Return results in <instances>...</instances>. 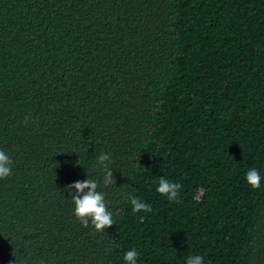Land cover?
<instances>
[{
    "label": "trees",
    "instance_id": "obj_1",
    "mask_svg": "<svg viewBox=\"0 0 264 264\" xmlns=\"http://www.w3.org/2000/svg\"><path fill=\"white\" fill-rule=\"evenodd\" d=\"M0 150V264H264V0H0ZM101 152L97 232L66 189Z\"/></svg>",
    "mask_w": 264,
    "mask_h": 264
},
{
    "label": "clouds",
    "instance_id": "obj_2",
    "mask_svg": "<svg viewBox=\"0 0 264 264\" xmlns=\"http://www.w3.org/2000/svg\"><path fill=\"white\" fill-rule=\"evenodd\" d=\"M28 118H25V123ZM111 153L101 152L96 157V168L102 172V181H97L93 178H88L84 181H76L69 185L67 191H75V195L71 196L74 204V215L76 219L84 227H88L89 223L97 232H104L106 228L111 227L115 221L112 213L108 210V202L105 199V194L98 191L101 183L104 187L115 185L111 164ZM12 174V160L9 155L0 150V180H4ZM246 182L252 189H259L261 186L262 177L256 168H250L246 173ZM181 184L169 181L165 178H159L156 191L167 198L170 202H178ZM87 190V191H85ZM126 199L130 200L133 213L151 212L150 204L145 203L137 196L128 194ZM138 253L135 249H130L124 254L125 264H137ZM186 264H203V257L200 255L189 256Z\"/></svg>",
    "mask_w": 264,
    "mask_h": 264
}]
</instances>
